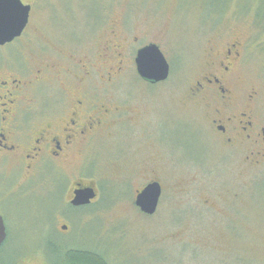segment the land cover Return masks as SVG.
<instances>
[{"label":"rangeland","instance_id":"rangeland-1","mask_svg":"<svg viewBox=\"0 0 264 264\" xmlns=\"http://www.w3.org/2000/svg\"><path fill=\"white\" fill-rule=\"evenodd\" d=\"M34 9L17 44L28 58L43 52L49 58L51 49L93 57L116 30L123 71L117 96L104 98L124 109L133 125L112 123L85 150L83 162L55 166L51 198L41 181L47 175L0 183V199L6 198L0 215L10 233L4 256L16 264H48L42 252L55 243L98 250L110 264H264V169L237 172L231 165L210 175L218 149L207 122L211 110L191 98L208 71L210 48L239 42L237 91L244 98L256 92L252 107L264 119V0H40ZM149 44L171 68L168 81L156 87L139 79L134 62ZM17 57L25 59L9 55ZM204 154L203 164L191 163ZM167 157L184 162L183 169ZM200 172L207 179L192 180L204 178ZM153 181L162 184L163 195L147 217L135 200ZM76 183L99 193L78 211L69 209ZM231 205L232 216L225 215Z\"/></svg>","mask_w":264,"mask_h":264},{"label":"flooded vegetation","instance_id":"flooded-vegetation-1","mask_svg":"<svg viewBox=\"0 0 264 264\" xmlns=\"http://www.w3.org/2000/svg\"><path fill=\"white\" fill-rule=\"evenodd\" d=\"M38 1L21 0L31 7L29 24L20 38L0 46V183L13 176L27 182L47 175L41 181H47L46 196L49 197L56 192L55 166L78 159L83 162L85 150L101 132L117 121V127L133 125V121L124 117V109L109 104L104 98L110 94L117 96L123 71L124 45L116 30L108 33L109 40L100 45L93 56L97 59L57 49H51L49 58L45 52L30 58L24 56L17 44L27 34ZM96 23L101 24L102 20L97 19ZM241 50L239 42L211 47L208 71L199 77L191 93L192 100L205 102L211 110L207 122L218 149L215 154L212 152L214 167L210 166V175L220 174L224 168L230 171L231 165L237 172L264 169V119L258 117L252 107L257 94L254 92L244 98L237 91L236 71L242 59ZM17 52L25 59H9L10 54ZM134 62L136 66V57ZM139 79L150 87L168 81L153 85ZM241 103L245 106L240 107ZM205 158L204 154L201 160L191 163L203 164ZM169 160L183 169L184 162L178 158ZM192 177L195 182L207 179L199 175ZM159 184L163 195V186ZM96 192L98 199L97 189ZM4 201L6 198L0 199ZM230 208L225 209V215L232 216L234 209L232 205ZM184 215L182 213V218Z\"/></svg>","mask_w":264,"mask_h":264},{"label":"water","instance_id":"water-1","mask_svg":"<svg viewBox=\"0 0 264 264\" xmlns=\"http://www.w3.org/2000/svg\"><path fill=\"white\" fill-rule=\"evenodd\" d=\"M31 7L24 5L21 0H0V46L12 43L20 38L29 24ZM137 74L150 84L156 85L167 81L170 77V65L156 44L140 49L136 56ZM71 206L84 208L90 206L97 199V192L93 186L76 184ZM162 197V187L159 183H152L140 192L135 200V206L147 217L154 216ZM63 226V231H68ZM8 238L4 218L0 215V248Z\"/></svg>","mask_w":264,"mask_h":264},{"label":"trees","instance_id":"trees-1","mask_svg":"<svg viewBox=\"0 0 264 264\" xmlns=\"http://www.w3.org/2000/svg\"><path fill=\"white\" fill-rule=\"evenodd\" d=\"M51 196L49 197L47 196V197L51 198ZM69 209L74 211L79 210L78 208H74L71 205ZM83 209H86V207L81 208V210ZM7 233L9 239L7 238V241L4 244V246L0 248V260H2L4 264H16L17 259L14 260L13 258L11 259L7 256H4L6 247H8V243L10 240V233L8 229H7ZM42 254L44 255V257L46 256L47 258L46 260H48V264H110L106 259L105 254H103L102 252L98 250L96 251L95 249L91 250L77 246L67 247V246H60L55 243H47L45 251L42 252Z\"/></svg>","mask_w":264,"mask_h":264}]
</instances>
